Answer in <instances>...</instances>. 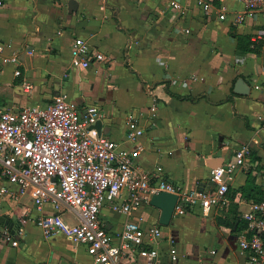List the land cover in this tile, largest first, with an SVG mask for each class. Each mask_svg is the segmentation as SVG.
I'll use <instances>...</instances> for the list:
<instances>
[{
	"label": "crops",
	"instance_id": "0c3cea01",
	"mask_svg": "<svg viewBox=\"0 0 264 264\" xmlns=\"http://www.w3.org/2000/svg\"><path fill=\"white\" fill-rule=\"evenodd\" d=\"M70 1L0 0V42L20 60L0 62V110L46 105L58 93L81 108L98 105L105 113L102 134L125 148L141 145L143 167L162 165L165 177L185 189L212 190L211 170L249 145L246 165L229 179L225 207L205 215L196 205L173 216L169 226L160 224L161 210L152 204L133 215L143 217L144 226H162L160 264H246L239 245L243 214L264 197V14L232 0H210L217 6L211 14L198 0H181L180 13L171 9V0ZM240 15L245 19L236 22ZM236 33L250 35L258 51L239 52ZM77 37L106 59L75 67L71 50ZM240 79L246 93L237 91ZM141 111L149 114L140 118L145 132L137 143L127 141V118ZM5 185L10 193L0 204V216L8 220L0 235V264H95L84 245L62 233L43 235L35 221L54 211L51 204L39 210L31 190L21 193L0 173V188ZM63 215L77 221L70 212ZM101 219L116 234L126 217L107 205ZM11 223L15 233L8 230ZM6 232L18 239L17 246L6 241ZM173 246L177 261L171 259ZM144 262L138 254L121 260Z\"/></svg>",
	"mask_w": 264,
	"mask_h": 264
},
{
	"label": "built area",
	"instance_id": "2783aa9c",
	"mask_svg": "<svg viewBox=\"0 0 264 264\" xmlns=\"http://www.w3.org/2000/svg\"><path fill=\"white\" fill-rule=\"evenodd\" d=\"M232 1L243 3L248 11L264 14V0ZM198 2L206 14L217 9L210 0ZM170 6L180 13L182 1L171 0ZM221 9L225 11L226 6ZM219 16L225 19L226 13ZM245 17L240 15L235 21L241 22ZM71 54L72 64L79 68L106 59L83 37L74 40ZM0 62L20 63L16 54L7 53L3 42ZM20 74L19 69L15 70V75ZM156 111L157 105L153 104L151 119L156 117ZM104 115L98 105L81 108L67 93H58L46 105L0 110V173L21 193L31 190L39 210L48 203L53 206V212L42 214L35 221L45 237L62 233L69 241L84 245L95 264H121L129 254L145 258L144 263L137 264H160L162 226H144V218L134 219V213L150 205L152 196L162 191L178 195L174 216L184 215L196 205L205 215L215 207H225L229 202V179L246 165L251 148L241 146L227 162L211 170L215 183L212 190L205 191L200 186L185 189L165 177L162 165L154 169L143 167L138 161L141 145L122 147L93 128ZM145 115L141 111L128 116L127 141L137 143L143 135L145 128L140 118ZM9 193L6 185L0 188V204ZM107 205L126 217L116 234L101 219ZM64 212L72 213L77 221L64 217ZM243 217L246 227L239 236V245L247 255L246 264H264V198L253 201ZM5 239L14 246L19 244L10 232L5 233ZM178 254L173 246L171 259L177 261Z\"/></svg>",
	"mask_w": 264,
	"mask_h": 264
},
{
	"label": "water",
	"instance_id": "95a60500",
	"mask_svg": "<svg viewBox=\"0 0 264 264\" xmlns=\"http://www.w3.org/2000/svg\"><path fill=\"white\" fill-rule=\"evenodd\" d=\"M73 1L74 0L70 1V6H72ZM243 82L245 83V81L243 79L239 80V82L237 84L239 85L240 88L237 91H240L242 93H246V90L242 84ZM92 127L96 128L99 133H102L103 120L102 119L98 120L97 123L95 125H93ZM177 200H178L177 194H173V193L166 192V191H162V192H160L158 194H154L152 196L151 204L161 210V214H160V218H159V222L161 225L169 226L172 223V219L174 216V210H175V206L177 204ZM6 222L8 223L6 216L5 215L0 216V235L5 230L3 223H6ZM13 226H14V223H11L8 230L11 231L12 233H15ZM15 252H16V248L14 247V248H12L11 255H10L11 260H13V258L15 256ZM8 264H13V261H10Z\"/></svg>",
	"mask_w": 264,
	"mask_h": 264
},
{
	"label": "trees",
	"instance_id": "16d2710c",
	"mask_svg": "<svg viewBox=\"0 0 264 264\" xmlns=\"http://www.w3.org/2000/svg\"><path fill=\"white\" fill-rule=\"evenodd\" d=\"M217 2V0L215 1ZM236 36L238 37V43H237V50L241 53H246L248 51H252V50H256L258 51V49H253L251 47V44L253 43V41L250 38V35H243V34H237ZM264 198V197H261ZM15 238V237H14Z\"/></svg>",
	"mask_w": 264,
	"mask_h": 264
}]
</instances>
